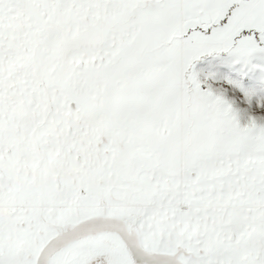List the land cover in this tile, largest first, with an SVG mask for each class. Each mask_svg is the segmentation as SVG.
Here are the masks:
<instances>
[{
  "label": "snow or ice",
  "instance_id": "snow-or-ice-1",
  "mask_svg": "<svg viewBox=\"0 0 264 264\" xmlns=\"http://www.w3.org/2000/svg\"><path fill=\"white\" fill-rule=\"evenodd\" d=\"M0 264H264V0H0Z\"/></svg>",
  "mask_w": 264,
  "mask_h": 264
}]
</instances>
